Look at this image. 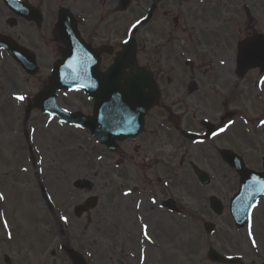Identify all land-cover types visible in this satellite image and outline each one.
<instances>
[{"label": "rangeland", "instance_id": "374dc122", "mask_svg": "<svg viewBox=\"0 0 264 264\" xmlns=\"http://www.w3.org/2000/svg\"><path fill=\"white\" fill-rule=\"evenodd\" d=\"M23 1L41 7L44 25L38 30L20 22L18 28L9 29L6 21L11 16L0 1V34L20 35L22 45L36 53L39 66L38 75L29 77L0 52V264H70L66 249L84 255L89 264H134L140 261L131 257L138 253L141 236L146 243V264H213L207 260L210 249L238 257L243 264L264 263V199L249 224L237 230L228 203L237 191L238 179L218 156L221 149H230L253 170L260 169L264 156V76L257 70L243 79L234 75L230 63L231 56H236V43L232 47L226 42L223 47L230 53L226 50L214 56L225 66L220 71L212 69L211 63L217 62H211V56L204 55L195 63L205 69L194 75L182 63H172L168 78H175L176 84L165 86L158 100L183 105L182 131L200 132L203 119L217 127L224 114L233 113L219 134L200 144L163 130L150 139L154 120L172 126L157 109L146 117L144 132L135 141L123 143L119 155L112 156L94 144L87 132L42 115L33 107V99L59 59L60 45L52 36L55 5L76 17L83 6L94 7L85 14L97 28L116 17L113 26L98 29L94 41L115 53L117 44L136 31L130 28L139 17L137 0L126 14L108 11L102 0ZM237 1L205 0L204 6L215 4L218 14L235 13L236 26L226 25L227 15L223 19L224 32H230L234 40L264 35V0ZM112 2L105 5L112 7ZM235 5L241 11L239 20ZM138 36L137 32V43ZM257 84L262 88H256ZM189 85L197 88L191 95ZM17 96L24 99L17 100ZM57 102L69 113H91L92 103L79 92L62 91ZM193 166L208 173L209 186L198 184ZM79 179L94 183L92 193L73 189ZM91 195L98 199L97 207L76 218L74 207ZM212 196L223 204L221 216L209 209L207 200ZM167 200L174 202V212L161 207ZM206 222L215 226L210 235L203 229Z\"/></svg>", "mask_w": 264, "mask_h": 264}, {"label": "water", "instance_id": "95a60500", "mask_svg": "<svg viewBox=\"0 0 264 264\" xmlns=\"http://www.w3.org/2000/svg\"><path fill=\"white\" fill-rule=\"evenodd\" d=\"M4 3L10 10L22 17L29 18L31 9L15 0H4ZM56 36L62 43L66 51L62 55V59L55 66L53 76L48 88L40 94L36 99V106L44 111L45 109L57 114L64 121L82 126H91L93 121L97 119L102 126L101 136H96L99 142L109 146L112 135L119 138H134L142 128L143 118L146 112L153 106V102L157 97L155 88L152 87L148 78L142 77L135 70L136 64L133 60L134 43L131 42L125 51L117 57L115 64L105 75L97 73V57L95 58L89 48L82 45L74 30L73 21L65 11L60 12L58 25L56 28ZM8 42V41H7ZM0 40L3 48L12 54L17 62L29 74L36 73V63L31 55L26 54L23 50L18 49L10 42ZM126 64V66H125ZM239 77H243L245 72L254 67L261 66L264 68V39L259 41H250L242 47L241 57L239 60ZM124 68L130 70L127 76H120ZM144 80V81H143ZM119 84L124 85V90L116 91L114 87ZM66 90H82L89 99H94V119L83 117L80 114L67 115L61 113L56 108L55 93L60 89ZM119 88V87H118ZM145 88L150 89L149 94H144ZM107 107L117 110L120 115L114 112L100 114ZM113 110V111H114ZM119 116H121L120 119ZM107 117V122L104 119ZM118 119V120H116ZM119 124V125H117ZM190 136L189 138H194ZM223 160L231 167L235 168L239 173L240 190L231 202V213L238 227H242L249 217V213L256 199L264 194V175H256L246 170L241 161L229 152L221 154ZM202 184L208 183L205 174L195 172ZM76 188L88 189V182H77ZM211 209L219 214L221 207L216 200H210ZM92 205H88V208ZM211 227L207 226V232ZM209 258L214 262L233 263V260L227 262L220 258L214 252H209Z\"/></svg>", "mask_w": 264, "mask_h": 264}, {"label": "flooded vegetation", "instance_id": "af4514ba", "mask_svg": "<svg viewBox=\"0 0 264 264\" xmlns=\"http://www.w3.org/2000/svg\"><path fill=\"white\" fill-rule=\"evenodd\" d=\"M80 1L82 0H77V2ZM110 1L112 0H102V5L107 7L108 11L113 10L114 12L118 0H113L112 7L106 6L105 4ZM133 3L134 0H130V7L126 12L131 9ZM137 4L139 8V17L137 18L139 20L137 31L139 34V41L137 43L138 59L141 62V66L148 68L152 76L157 77L159 82H161L165 75L161 63L169 50L175 52L181 59H197V57L192 55L193 53H206V56L210 54L214 58L217 53L225 51L223 44L226 38L223 19L226 21V15L228 19L232 20H235L236 17L235 13L232 14L228 10L224 11V14H222V11L221 14H218L213 9V4L204 6L205 0H137ZM211 6L212 8H209ZM235 7L238 8V5H235ZM90 9L93 10L94 7H82L81 13H79L80 21H87L88 17L85 11L90 12ZM238 17L239 10L237 9ZM115 22L116 17L112 23ZM112 23H103L97 28L96 25L92 26L90 22L88 26L80 22L78 26L85 40L89 38L87 42H89L90 47L103 51H101L102 58L100 64L102 71L106 70L109 66L114 49L106 44L96 45L94 41L98 39V29L102 25L108 29L110 26H113ZM227 23L229 24V22ZM18 25L17 23L16 26ZM88 32L92 34L91 37ZM100 40L106 41V38L100 37ZM192 41L195 43L194 47H192ZM216 62L215 64L211 63V66H216L217 71L224 69L225 66L219 59ZM191 69H194L193 66H191ZM153 124L149 132V135L152 137L159 132L157 122L154 121Z\"/></svg>", "mask_w": 264, "mask_h": 264}, {"label": "snow or ice", "instance_id": "6c2138e0", "mask_svg": "<svg viewBox=\"0 0 264 264\" xmlns=\"http://www.w3.org/2000/svg\"><path fill=\"white\" fill-rule=\"evenodd\" d=\"M133 27H135V25ZM16 99L17 100H23L24 97L23 96H17ZM261 123H264V121H261ZM0 198H2V197H0Z\"/></svg>", "mask_w": 264, "mask_h": 264}]
</instances>
